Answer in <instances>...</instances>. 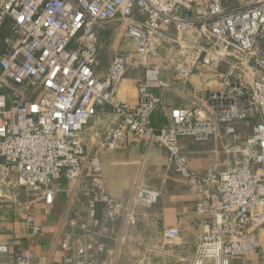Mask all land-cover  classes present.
Returning a JSON list of instances; mask_svg holds the SVG:
<instances>
[{
	"label": "built area",
	"instance_id": "2783aa9c",
	"mask_svg": "<svg viewBox=\"0 0 264 264\" xmlns=\"http://www.w3.org/2000/svg\"><path fill=\"white\" fill-rule=\"evenodd\" d=\"M115 19L131 45L116 47L101 78L96 30ZM162 56L183 82L199 67H224L223 89L209 106L171 109L169 126L156 128L152 90L162 86ZM134 68L144 69V79L130 104L116 87ZM103 105L117 115L108 147L130 134L164 148L197 197L207 230L187 264H264V0H0V211L19 191L46 207L64 195L42 264H116L139 221L136 205L157 202L156 192L139 186L127 203L106 192L98 154L81 138ZM240 123L250 132L231 164L205 174L191 167L180 137L205 140L224 127L235 142ZM25 225L29 241L0 243V264H33L30 238L43 231L30 211ZM162 237L174 242L179 231L163 228Z\"/></svg>",
	"mask_w": 264,
	"mask_h": 264
},
{
	"label": "crops",
	"instance_id": "0c3cea01",
	"mask_svg": "<svg viewBox=\"0 0 264 264\" xmlns=\"http://www.w3.org/2000/svg\"><path fill=\"white\" fill-rule=\"evenodd\" d=\"M96 31L99 59L95 72L104 78L116 47L125 50L131 43L121 38L118 19L102 24ZM163 52L164 50L162 54ZM156 62L162 82L161 87L152 90L157 105L150 119L156 128L169 126L171 109L189 107L194 102L209 106L210 95L223 89L221 73L224 67L218 71L199 67L188 81L183 82L176 77L170 59L162 56ZM143 79V68L127 70L118 82L116 96L123 102L134 104L138 98V84ZM116 124L117 115L113 109L103 105L97 108V113L89 120L81 134L87 151L98 154L106 192L124 203H127L136 186L158 194L154 205H136L135 211L140 215L139 221L129 227L128 241L116 256V264H130V259L141 256L142 241H153L151 243L154 254L163 258L171 256L173 264H187L207 230L206 218L195 213L197 197L187 192L185 183L175 171L164 148L158 146L148 148L130 134L116 141L113 147H108L106 137ZM237 131L238 139L235 142L225 138L224 127H218L215 136L197 140L185 135L179 138V145L191 167L198 173L223 170L231 164L233 149L241 145L250 129L245 123H240L237 125ZM63 208L64 195L56 200L53 207H46L41 201H34L24 191L17 192L16 203H7L1 207L0 243H9L17 248L29 241L25 220L30 211L35 223L43 231V236L39 239L30 238L33 242L31 244L33 264H42L47 250L53 244L54 227ZM115 227L118 229L120 223ZM167 227H176L179 231L177 243L169 244L168 249L165 243L159 244L162 229ZM151 228H154L153 233L150 231ZM147 250L149 249H146V252ZM62 256V253H57L55 262Z\"/></svg>",
	"mask_w": 264,
	"mask_h": 264
},
{
	"label": "rangeland",
	"instance_id": "374dc122",
	"mask_svg": "<svg viewBox=\"0 0 264 264\" xmlns=\"http://www.w3.org/2000/svg\"><path fill=\"white\" fill-rule=\"evenodd\" d=\"M125 43L122 44V46H124ZM152 233L154 232V228H151L150 230ZM162 236H160V240H159V244L161 245L162 243H165V247H170L169 244L173 243L172 245H175L177 243V240L174 242H170L165 240L163 237L161 239ZM153 242V241H151ZM149 241H142L143 244H141L142 249L140 250V253H142L141 256H135L133 259H130L129 261L131 262L130 264H173V262L171 261L172 258L171 256H165V258H163L162 256H159L157 254H154V251L152 248V243ZM154 242H158V241H154ZM154 244V243H153ZM147 245V247H146ZM145 248V249H144ZM146 249L147 250L146 252ZM150 254V256H148ZM184 264V263H183Z\"/></svg>",
	"mask_w": 264,
	"mask_h": 264
}]
</instances>
